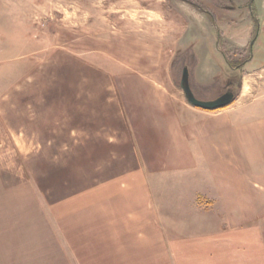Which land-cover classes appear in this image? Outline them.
<instances>
[{"label":"rangeland","instance_id":"374dc122","mask_svg":"<svg viewBox=\"0 0 264 264\" xmlns=\"http://www.w3.org/2000/svg\"><path fill=\"white\" fill-rule=\"evenodd\" d=\"M190 33L197 40L188 43ZM125 36L136 50L151 40L165 47L123 66L109 56L122 51ZM160 60L164 82L156 83ZM184 66L197 97L231 89L222 109L264 117V0H0V264L45 263L51 222L85 203L67 201L107 167L129 164L130 120L137 125L142 112L146 125L150 88L176 93ZM252 142L253 155L264 152L263 134ZM253 158L259 212H244L243 229L196 215L171 231L218 244L224 236L253 240L246 233L254 231L264 264V154Z\"/></svg>","mask_w":264,"mask_h":264},{"label":"crops","instance_id":"0c3cea01","mask_svg":"<svg viewBox=\"0 0 264 264\" xmlns=\"http://www.w3.org/2000/svg\"><path fill=\"white\" fill-rule=\"evenodd\" d=\"M191 35L188 43L197 40ZM131 40L125 36L123 52L114 51L109 58L122 57L119 64L132 66L150 60L149 51L165 47L157 40L139 41L136 50ZM153 64L159 68L158 73L156 68L152 71L153 81L164 82L159 73L163 61ZM174 86V94L167 88H150L147 100L153 110L146 125L142 112L137 125L130 120L134 139L129 164L111 172L113 166L107 167V176L67 201L81 198L85 203L51 222L53 252H45L44 264H261L260 238L254 231L246 233L253 240L224 236L218 244L182 233L187 237H179L171 228L173 223L193 222L196 215L239 226L245 211L259 210V168L257 175L253 173L259 161L253 157L264 152L253 155L251 143L259 132L264 135V117H244L236 108L211 111L193 106L181 86ZM217 244L225 250L217 252Z\"/></svg>","mask_w":264,"mask_h":264},{"label":"water","instance_id":"95a60500","mask_svg":"<svg viewBox=\"0 0 264 264\" xmlns=\"http://www.w3.org/2000/svg\"><path fill=\"white\" fill-rule=\"evenodd\" d=\"M180 86L184 92L185 98L188 101V103H190L193 106L207 109V110H214V109L222 108L226 106L227 104H229L234 98V93L231 89L226 90L225 92L219 94L218 96L214 98H210V99H203V98L197 97L193 93L190 87L189 71H188L187 66H184L182 68Z\"/></svg>","mask_w":264,"mask_h":264}]
</instances>
